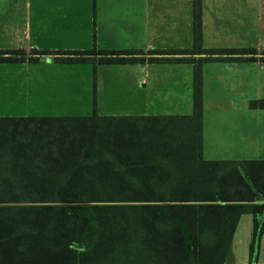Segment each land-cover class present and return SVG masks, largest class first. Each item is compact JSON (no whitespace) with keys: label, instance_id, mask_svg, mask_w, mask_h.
<instances>
[{"label":"trees","instance_id":"1","mask_svg":"<svg viewBox=\"0 0 264 264\" xmlns=\"http://www.w3.org/2000/svg\"><path fill=\"white\" fill-rule=\"evenodd\" d=\"M192 38L190 49L156 50L180 57L155 59L192 64L190 114L0 116V264H224L242 213L254 261L264 160L201 158L200 85L202 63L252 60L237 54L254 49L201 48L200 0ZM41 53L141 60L135 50Z\"/></svg>","mask_w":264,"mask_h":264},{"label":"crops","instance_id":"2","mask_svg":"<svg viewBox=\"0 0 264 264\" xmlns=\"http://www.w3.org/2000/svg\"><path fill=\"white\" fill-rule=\"evenodd\" d=\"M262 36L264 0H200L201 48L254 49L237 54L252 60L202 63V159L264 160ZM192 46V0H0V50L15 59L0 62V116L57 115L48 110L68 107L70 94L90 110L85 115L190 114L192 64L155 59L180 57L156 50ZM85 50H135L141 60L69 63L41 53ZM118 76L125 79L123 106L98 95L111 92ZM251 231V214H240L224 264H264V226L253 262Z\"/></svg>","mask_w":264,"mask_h":264},{"label":"rangeland","instance_id":"3","mask_svg":"<svg viewBox=\"0 0 264 264\" xmlns=\"http://www.w3.org/2000/svg\"><path fill=\"white\" fill-rule=\"evenodd\" d=\"M262 45H264V37H261ZM29 53V51H26ZM32 52V51H31ZM125 79L123 76H118V83L117 85L113 86L111 88V92H105L103 91L98 93L99 99L100 100H106L108 102H114V104H117L118 106H123L124 105V99H125ZM71 96L68 99V102L66 103L68 107L63 108V109H54V110H48L49 113H57V115H68V116H74V115H85L90 112L88 108H82L81 104L83 103H77V100L75 97ZM96 95V94H95ZM23 111V110H22ZM26 112H33L32 110H24ZM133 110L129 109H97V112L100 114H121V113H128ZM264 127V126H262Z\"/></svg>","mask_w":264,"mask_h":264}]
</instances>
